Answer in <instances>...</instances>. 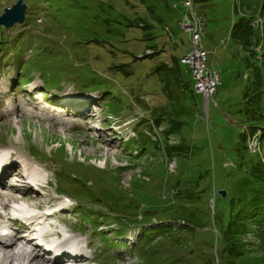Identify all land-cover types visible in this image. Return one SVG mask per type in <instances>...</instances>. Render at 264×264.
Segmentation results:
<instances>
[{
	"label": "rangeland",
	"instance_id": "1",
	"mask_svg": "<svg viewBox=\"0 0 264 264\" xmlns=\"http://www.w3.org/2000/svg\"><path fill=\"white\" fill-rule=\"evenodd\" d=\"M18 1L0 0V17ZM186 1L24 0V23L0 26V150L47 166L49 179L5 182L35 187L45 211L70 205L60 227L86 234L93 254L73 264H264L253 226L227 246L239 180L264 162L247 129L264 105L251 110L258 120L240 111L248 90L264 102V55L254 58L264 43L244 48L231 33L248 18L261 43L264 0ZM200 68L219 78L213 102L197 88ZM56 114L91 117V130Z\"/></svg>",
	"mask_w": 264,
	"mask_h": 264
},
{
	"label": "trees",
	"instance_id": "2",
	"mask_svg": "<svg viewBox=\"0 0 264 264\" xmlns=\"http://www.w3.org/2000/svg\"><path fill=\"white\" fill-rule=\"evenodd\" d=\"M117 18L122 19V17L116 15V19ZM109 20L111 22H114L113 21L114 18H110ZM250 21L251 19L249 20L247 18V22H245V24L242 23L237 28L236 25L235 30L231 33V37H232L231 39H233L235 43L245 48V47H250L249 43H252V38H253L254 45L257 44L259 47H263L264 36L262 38L261 43L254 42L253 31L256 30L251 25ZM124 27L129 28V26L127 25ZM235 31H237V33H235ZM26 37L28 36L26 35L24 40L27 39ZM25 51L26 50H24V52ZM263 55H264V51L254 56V58L258 60L259 64H260V60H262L263 58ZM159 80L162 81L161 79ZM254 82L257 83V80H254ZM256 86L261 87L258 84H256ZM261 91H257V92L254 91L253 93L250 94L251 91L248 90L245 94L247 99L245 100L246 102L243 103V108L240 109V111L243 110L247 120H258L255 117V115H252L251 110L253 109V107L256 108L264 105V102L263 104L261 103L259 96ZM167 125L170 126L169 128L171 129L170 133H173L174 135H178L177 127H175L174 121H172L171 123L167 122ZM247 129H248V133L253 134L252 136L255 137L257 141H261V143L264 146V121L263 123L259 122L258 124H251V125L249 124ZM259 129H260L259 133H255L257 132L256 130ZM167 146H169V151H166V154L168 157H171L173 146H170L169 144ZM243 152L244 149L241 150L240 156H242ZM239 183H240V187L238 189L237 196L232 199V203L233 202L240 203V207L238 208L236 215L239 216V222L235 224L233 220H230L227 225L228 231L234 230V233L232 234L233 242H231V245H227L231 247L229 249L232 248L234 249L236 240L240 238V236L242 235L241 233H247L248 232L247 230L250 228V226H253L254 228L258 229L257 235L264 232V162L263 161L260 162L259 160H257L254 164H252L249 173H246L244 176H242L239 180ZM119 221H124V220L119 219ZM152 227L161 228L163 227V225H155ZM261 238L264 240V234L261 236Z\"/></svg>",
	"mask_w": 264,
	"mask_h": 264
},
{
	"label": "bare ground",
	"instance_id": "3",
	"mask_svg": "<svg viewBox=\"0 0 264 264\" xmlns=\"http://www.w3.org/2000/svg\"><path fill=\"white\" fill-rule=\"evenodd\" d=\"M188 2V0L186 1ZM186 2H185V7H186ZM193 1L189 0L190 7L193 6ZM195 25V24H194ZM200 30L201 27L195 26L194 29V37L197 38L196 43H198V40L200 39ZM210 73V79H217L219 81V78L217 75L214 77L211 76ZM215 73V72H214ZM38 102H41L38 101ZM57 119H61L64 122H71L73 123V119H68V117H65L61 114H56L54 115ZM14 160L11 163V168L16 170L10 175H15L16 174H21V176L24 174L23 171L27 170V166L22 165V168L19 164V160L14 157L12 154ZM25 158V157H21ZM26 159V158H25ZM36 162V161H35ZM21 163H25L24 161H21ZM20 163V164H21ZM29 165V164H28ZM47 167V166H46ZM100 168H106L105 164H100ZM130 173V171L126 172ZM19 176V177H21ZM10 178L14 179V176H9ZM15 182H18L17 180ZM48 184V182H46ZM9 183L3 181L0 182V208L2 209H8L16 204V207H24L25 205L29 208H39V203L41 202V194L35 189V187H29L28 186H23L22 184H16V186H9ZM20 185V186H19ZM18 186V187H17ZM29 201H32V203H28ZM61 210H57L55 212L59 213L61 217H64L63 214V208L59 207ZM51 214H55L51 212V209H48L47 212L42 211V215L45 217H49ZM32 221H28V223H31ZM30 240L28 241V243ZM33 247H30V250L28 251L22 244H20L18 247L17 245L14 246H5L0 243V264H57L55 263L56 260H53L54 263H48L46 258L41 255V253H35L33 254ZM77 252H72V254H75ZM86 253V252H85ZM84 259L86 256H83Z\"/></svg>",
	"mask_w": 264,
	"mask_h": 264
},
{
	"label": "water",
	"instance_id": "4",
	"mask_svg": "<svg viewBox=\"0 0 264 264\" xmlns=\"http://www.w3.org/2000/svg\"><path fill=\"white\" fill-rule=\"evenodd\" d=\"M26 5L21 0L12 7L4 9V14L0 17V25L10 27L14 24L23 23L25 18ZM218 194L225 196L224 190H219Z\"/></svg>",
	"mask_w": 264,
	"mask_h": 264
},
{
	"label": "built area",
	"instance_id": "5",
	"mask_svg": "<svg viewBox=\"0 0 264 264\" xmlns=\"http://www.w3.org/2000/svg\"><path fill=\"white\" fill-rule=\"evenodd\" d=\"M190 4H189V0L188 2H186V8L189 9ZM253 25H255L253 23ZM191 32H192V36H193V40L196 42L197 38L194 37V29H195V25H189ZM200 55V54H199ZM197 55V56H199ZM192 55L191 54H187L186 58L189 60H192ZM200 74L199 76H196V82H197V88L199 89L200 92L203 93H207L209 94L210 97H212L215 88L217 86V84L219 83V81L217 79H210V73L209 72H205L202 70V68H200Z\"/></svg>",
	"mask_w": 264,
	"mask_h": 264
},
{
	"label": "crops",
	"instance_id": "6",
	"mask_svg": "<svg viewBox=\"0 0 264 264\" xmlns=\"http://www.w3.org/2000/svg\"><path fill=\"white\" fill-rule=\"evenodd\" d=\"M255 60H256V58H255Z\"/></svg>",
	"mask_w": 264,
	"mask_h": 264
}]
</instances>
